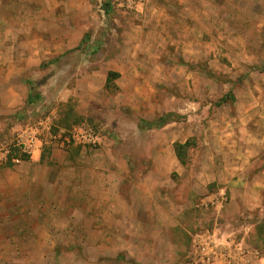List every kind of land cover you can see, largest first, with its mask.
I'll list each match as a JSON object with an SVG mask.
<instances>
[{
  "label": "rangeland",
  "instance_id": "obj_1",
  "mask_svg": "<svg viewBox=\"0 0 264 264\" xmlns=\"http://www.w3.org/2000/svg\"><path fill=\"white\" fill-rule=\"evenodd\" d=\"M25 1L32 2L33 8L25 7L18 15L12 0L0 2V38L6 36L11 22H18V26L13 25L15 33L21 37L28 34L32 42H42L43 52L48 51L44 60L42 54L35 56L41 59V67L53 65L52 51L58 50L53 42L60 37L79 41L62 57L77 51L79 60H92L96 71L102 70L104 61L122 56L123 51L132 54L138 50L140 56L150 55L153 59L171 56L173 63L180 62L183 84L174 82L171 90L177 102L186 103L189 111L187 115H163L172 114L175 121L185 118L190 133H198L189 138V147L183 154L185 174L181 180L174 174V184L163 188L169 196L159 200L168 220L182 222L174 227L172 240L182 243L185 250H156L158 262L193 264L194 238L200 232L229 234L234 227L229 216L236 214V206L229 205L231 201L264 207V191L261 194L251 189L253 183L264 181V155L257 159L245 156L264 149V0ZM21 23L27 26L28 33L21 30ZM196 42L198 47L189 46ZM186 54L191 59L187 60ZM35 57L28 66V101L16 113H0V157L11 146H17L13 154H24L18 145L22 136L42 140L40 148L47 154L49 146L62 142L60 136H67L77 126L98 133L100 127L117 121V107L105 106L108 115L95 104H54L49 94L53 71L49 68L46 72L51 73L45 75ZM185 70L192 71L193 76L185 78ZM0 88L3 92L4 87ZM109 88L115 95L116 87ZM43 90L46 95L42 97ZM223 98L228 100L220 104ZM193 103L199 107H193ZM253 105L254 113L250 109ZM156 120L142 123L154 126ZM91 147L97 149L99 144ZM224 152L244 156L232 158ZM14 164L0 160V169ZM213 169L215 181L200 195V183L213 179ZM214 193L218 195L216 204V200L207 201ZM23 197L18 188L0 185V264H142L138 258L152 251L119 250L122 240L100 237V222H94L91 231L75 233L70 232L71 224L59 222V215L49 217L50 222L43 221L44 217L37 215L38 208L27 206ZM251 208L241 207L240 226L264 218V211ZM260 226L264 233V223ZM126 241L132 249L134 241ZM256 241L261 247L260 239Z\"/></svg>",
  "mask_w": 264,
  "mask_h": 264
},
{
  "label": "crops",
  "instance_id": "obj_2",
  "mask_svg": "<svg viewBox=\"0 0 264 264\" xmlns=\"http://www.w3.org/2000/svg\"><path fill=\"white\" fill-rule=\"evenodd\" d=\"M31 4L25 0H12L17 15L25 7L33 8ZM14 23L18 26V22ZM14 23L11 22L6 29V36L0 38V87L5 90L0 91V113L6 115L19 111L30 97L26 82L30 78L28 66L34 57L42 54L41 59L48 58L45 56L48 51L43 52L42 42H32L28 34L21 37L15 33ZM21 24V30L28 33L27 26ZM30 45L34 48L29 49ZM78 45L77 40L61 37L53 42L58 50L52 51L53 65L49 67L52 70L41 67V59L35 57V63H40L38 65L45 75L53 71L49 82L53 85L49 93L52 101L58 106L61 102H69L70 107H75V103L80 106L95 104L108 115L105 106L117 107L116 123L105 124L100 127V132H96L99 137L97 149L76 143L64 146L56 141L49 146L46 154L40 148L44 142L39 140L36 150L27 160L0 169V185L18 188L26 205L37 207V215H42L43 221L50 222L49 217L59 215V222L71 224L70 232L75 233L91 231L92 224L100 222L101 238L122 240L119 250H152L138 260L142 264H161L156 259V250H185L182 243L172 240V234L176 232L174 227L182 222L168 220L159 200L169 196L163 193V188L174 184L172 176L177 174L181 180L186 172L175 144L185 143L198 132L190 133L185 118L184 121L170 120L159 128L147 124L143 126L142 122L156 120L169 112L187 115L188 105L177 102L178 98L171 90L174 82L180 86L183 84L180 62L173 63L171 56L153 59L150 55L140 56L138 50L132 54L123 51L122 56L104 61L102 70L96 71L92 68V60H79L77 51L72 52L73 56L62 57ZM193 45L199 46L198 42L189 44ZM19 47L23 50L19 51ZM185 57L191 59L189 54ZM48 70L51 72H46ZM110 71L119 74L110 82L116 87L115 95L110 93L113 88L107 87ZM190 76L193 72L185 70L184 77ZM45 95L43 90L42 97ZM193 104V107H199V104ZM255 106L250 107L253 113ZM247 117L250 119L253 116ZM224 153L227 156L231 152ZM262 155L263 148L245 154L248 159H257ZM228 156L238 158L244 154L236 152ZM212 174L213 179L200 183V195L207 191L211 181H215L214 169ZM261 175L264 176V169ZM246 185L250 186L248 182ZM251 189L262 194L264 181L253 183ZM217 196L211 194L207 201H214ZM216 203L217 200L214 201ZM229 205L236 206L235 216H229V223L234 226L231 232L219 235L208 230L204 233L210 235V242H202L196 236L193 264H264V233L260 229L264 218L252 220L245 226L238 224L241 207L259 208L260 212L264 211V207L257 203L253 206L239 205L236 200ZM258 238L261 247L256 241ZM126 240L134 241L132 249Z\"/></svg>",
  "mask_w": 264,
  "mask_h": 264
},
{
  "label": "built area",
  "instance_id": "obj_3",
  "mask_svg": "<svg viewBox=\"0 0 264 264\" xmlns=\"http://www.w3.org/2000/svg\"><path fill=\"white\" fill-rule=\"evenodd\" d=\"M60 138H62V143L64 146L71 143H76L77 145L80 146H96L99 144L98 134L93 129L88 128L86 126H77L67 136H63V137L60 136ZM22 139L19 140V144H18L21 152L27 154L29 157L32 156L33 151H35L37 148L36 143L39 142V140L34 136H30L28 138L22 136ZM15 147L11 146L10 148L4 150V152L0 157V160L3 163L8 162L9 160L13 163L21 162V159L17 156L12 155V157H10L11 154L13 153L12 150ZM197 237H199L200 241L202 242L205 240L207 242L211 241L210 235L206 233H200L199 235H197Z\"/></svg>",
  "mask_w": 264,
  "mask_h": 264
},
{
  "label": "trees",
  "instance_id": "obj_4",
  "mask_svg": "<svg viewBox=\"0 0 264 264\" xmlns=\"http://www.w3.org/2000/svg\"><path fill=\"white\" fill-rule=\"evenodd\" d=\"M118 75H119L118 73H115V72H112V71L109 72L108 80H107V87H109L111 80L115 76H118ZM227 100H228L227 98H223L220 101V104L226 102ZM170 120H172V114L162 115V116L157 118V120H156V122L154 124V127L159 128V127L163 126L164 124H166L167 122H169ZM189 141L190 140L188 139L185 143H176L175 144V150H176V153L178 155V158L180 159V161L184 165H185V163L183 161V154H184V151L189 147ZM12 152L14 153V152H16V150H12ZM13 153L11 154L10 157H12V155L18 156L22 160H27L29 158V156L27 154L18 155V154H13Z\"/></svg>",
  "mask_w": 264,
  "mask_h": 264
},
{
  "label": "water",
  "instance_id": "obj_5",
  "mask_svg": "<svg viewBox=\"0 0 264 264\" xmlns=\"http://www.w3.org/2000/svg\"><path fill=\"white\" fill-rule=\"evenodd\" d=\"M107 8H108V9H110V8H111V6L108 4V5H107ZM107 12H108V11H107Z\"/></svg>",
  "mask_w": 264,
  "mask_h": 264
}]
</instances>
